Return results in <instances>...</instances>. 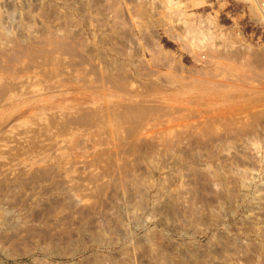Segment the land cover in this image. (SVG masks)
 <instances>
[{
  "label": "rangeland",
  "instance_id": "374dc122",
  "mask_svg": "<svg viewBox=\"0 0 264 264\" xmlns=\"http://www.w3.org/2000/svg\"><path fill=\"white\" fill-rule=\"evenodd\" d=\"M0 264H264V0H0Z\"/></svg>",
  "mask_w": 264,
  "mask_h": 264
}]
</instances>
